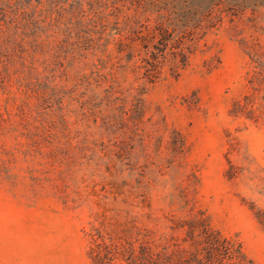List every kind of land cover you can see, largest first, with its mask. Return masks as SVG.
Returning a JSON list of instances; mask_svg holds the SVG:
<instances>
[{"label": "rangeland", "instance_id": "rangeland-1", "mask_svg": "<svg viewBox=\"0 0 264 264\" xmlns=\"http://www.w3.org/2000/svg\"><path fill=\"white\" fill-rule=\"evenodd\" d=\"M157 25L194 37L148 82ZM200 214L264 264V0H0V264Z\"/></svg>", "mask_w": 264, "mask_h": 264}, {"label": "trees", "instance_id": "trees-1", "mask_svg": "<svg viewBox=\"0 0 264 264\" xmlns=\"http://www.w3.org/2000/svg\"><path fill=\"white\" fill-rule=\"evenodd\" d=\"M174 30L157 25L138 37L145 53L138 67L148 82L159 78L162 65L169 62L171 74L183 66L190 50L188 35L174 36ZM171 231L156 236L140 228L107 231L94 227L89 233L91 264H242L240 245L214 228L203 215L172 219ZM179 230L181 233H177Z\"/></svg>", "mask_w": 264, "mask_h": 264}]
</instances>
